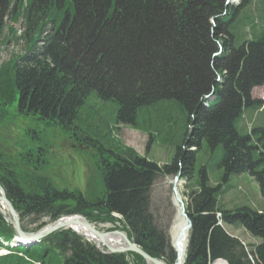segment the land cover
I'll use <instances>...</instances> for the list:
<instances>
[{
  "label": "trees",
  "instance_id": "obj_1",
  "mask_svg": "<svg viewBox=\"0 0 264 264\" xmlns=\"http://www.w3.org/2000/svg\"><path fill=\"white\" fill-rule=\"evenodd\" d=\"M10 42L21 45L23 53L1 69L10 75L13 95L1 89L9 102L18 98L25 116L70 131L95 94L117 103L118 126L137 129L141 109L167 101L180 106L186 121L184 140L169 163L153 162L130 148L102 149L112 158L99 159L104 191L91 199L60 192L41 177L23 180L0 155V185L24 232L42 230L45 219L55 222L75 213L89 218L97 208L118 220L149 256L176 264L169 233L173 213L165 224L160 213L174 212L172 200L169 196L154 207L153 194L160 183L171 193L165 182L180 177L192 223L184 264H264V207L230 210L221 200L225 183L245 174L264 199V126L246 130L242 125L248 112L264 107L252 96L264 86V0H241L231 11L227 0H0V55ZM211 94L215 100L206 108ZM204 143L212 153L222 149L220 183H211L207 165L196 171ZM27 219L38 226L29 229ZM15 235L0 213V239L11 242ZM9 251L0 264H146L138 254L101 252L70 231Z\"/></svg>",
  "mask_w": 264,
  "mask_h": 264
},
{
  "label": "rangeland",
  "instance_id": "obj_2",
  "mask_svg": "<svg viewBox=\"0 0 264 264\" xmlns=\"http://www.w3.org/2000/svg\"><path fill=\"white\" fill-rule=\"evenodd\" d=\"M234 1L236 2L235 6L241 2V0ZM246 11L241 14V17L246 16ZM14 29H17L18 35L22 32L21 25L14 26ZM246 30L249 31V29ZM22 53L21 45L17 46L10 42L2 49L0 55V155L1 160L11 163L9 164L15 168L23 180L29 181L31 177H41L49 180L60 192L80 193L85 198L91 199L94 196L100 197L104 191L98 168L99 159L102 157L112 158L108 152H101L102 149L119 153L121 149L130 148L139 156H146L149 160L159 164L169 163L172 160L177 147L182 144L186 135L185 116L180 106L173 101L162 102L153 107L141 109L138 115L137 129L126 125L118 126L116 122L117 103L101 101L95 94L86 100L85 105L79 111L77 120L74 122L73 129L70 131H65L52 122H43L39 120V116L23 115L18 109V98L16 99L14 96L15 99L12 102H9L7 97L4 99L7 93L13 95L14 88L9 78L10 75L1 72V69L9 64L14 56ZM2 76L7 78L3 81ZM218 81L221 82L220 77ZM3 86L6 87L5 94L1 89ZM252 96L255 100L263 102L264 105V86L254 89ZM243 121L242 125L246 130H250L254 126H264V107L254 114L248 112ZM241 128L242 126H240V130H242ZM84 138L91 140L92 143L82 141ZM221 155V147L212 153L205 143L197 155L196 171L207 165L212 184L220 183L223 180V171L217 166L221 160ZM175 180L176 178L173 181L165 182L171 187V193L168 192L167 186L165 187L160 183L153 194L154 207L162 205V201L166 203L169 196L172 200L174 212L171 209L170 212L163 209L160 213L162 224L169 220V213H173V220L169 229L173 247L175 246V234L184 221L181 205L176 203L173 195L174 188L178 187L176 191L178 193L179 190L182 198L179 199L184 205L186 202V182L179 177L175 184ZM224 189L225 193L221 200L227 209L234 210L243 206L253 209L264 207V199L260 194L259 187L248 174L232 176L225 183ZM5 212L6 210L4 211L0 207V213L6 222L9 221L8 223L13 225L10 216L4 215ZM71 216L83 217L100 233L109 234L115 231L124 233L123 225L116 219L111 220L101 209L96 208L89 212V218L82 213H75L66 217ZM63 218L65 217L60 219ZM57 221L43 220L41 223H46V226L42 230ZM30 224L31 221L27 219L25 225L29 229L38 226ZM23 225L24 222H21L20 219L21 228ZM62 231H70L85 239L68 228L61 229L52 235ZM230 232L246 242H252L250 236L243 232L233 229H230ZM85 240L101 252L108 253L107 250L99 249L95 243ZM174 249L177 253V249L175 247ZM130 262L135 264L133 260Z\"/></svg>",
  "mask_w": 264,
  "mask_h": 264
},
{
  "label": "water",
  "instance_id": "obj_3",
  "mask_svg": "<svg viewBox=\"0 0 264 264\" xmlns=\"http://www.w3.org/2000/svg\"><path fill=\"white\" fill-rule=\"evenodd\" d=\"M178 180H179V177L176 178L175 184L178 182ZM173 195L176 199L175 200L176 203H179L181 205L182 216L184 217V219H186V223H187V227L185 228V231L187 233H189V231L192 228V223L185 213L184 203L178 198V193L176 191V188L173 189ZM0 204H1V206H3L5 208L6 212L8 213L10 218L12 219L11 221H12V224L15 228L17 237L20 239H25L32 244L39 243L42 240H44L45 238H47L48 236L60 231L61 229L66 228V226H65L66 223H60V221L63 220V219H60L59 221H57L53 225L48 226L47 228H45L44 230H42L38 233L27 234L22 230V228L20 226V217H19L18 212L14 209L12 203L9 201V199L6 196V192L4 191V189L1 186H0ZM80 218L83 219V222H79V221L74 220V221H70L67 224H80L82 227L87 229L89 232L93 233L96 237H98V239L100 241L103 242L106 233H100L88 221H86L83 217H80ZM109 234H114V235L121 237L125 241L126 246L123 247L122 249H108L107 250L108 254L113 255V254L134 253V254H138L139 256L144 258L145 261L147 262V264H165L164 262H162L158 259L152 258L147 253H145L140 247H138L137 245L132 243V241L129 240V238L127 237L126 234L121 233L119 231H115V232L109 233ZM174 245H175L174 247L177 248L176 243H174ZM217 262H223L224 264H227L223 260H219Z\"/></svg>",
  "mask_w": 264,
  "mask_h": 264
},
{
  "label": "bare ground",
  "instance_id": "obj_4",
  "mask_svg": "<svg viewBox=\"0 0 264 264\" xmlns=\"http://www.w3.org/2000/svg\"><path fill=\"white\" fill-rule=\"evenodd\" d=\"M178 188V187H176ZM178 198H181L180 192L178 190ZM0 207L2 210L5 211V208L3 206ZM6 216H8V213L5 212ZM79 221L83 222V219L78 216H71V217H65L63 220L60 221V223H66V228L74 231L75 233L79 234L80 236L87 239L89 242H93L97 245V247L101 250H108V249H122L126 246L125 241L114 234H106L104 237V241H100L98 237H96L93 233L89 232L87 229L82 227L80 224H67L70 221ZM9 222V221H8ZM187 227L186 220L182 222V224L178 227V232L175 234V242L176 243V249H177V263L176 264H184L185 260V252L187 247V239H188V233L185 231V228ZM46 239V238H45ZM127 254V253H126ZM163 262V261H162ZM215 264H224L223 262H216Z\"/></svg>",
  "mask_w": 264,
  "mask_h": 264
}]
</instances>
